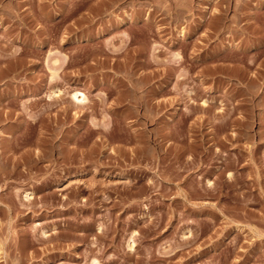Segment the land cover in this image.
Segmentation results:
<instances>
[{
	"label": "rangeland",
	"instance_id": "1",
	"mask_svg": "<svg viewBox=\"0 0 264 264\" xmlns=\"http://www.w3.org/2000/svg\"><path fill=\"white\" fill-rule=\"evenodd\" d=\"M0 247L264 264V0H0Z\"/></svg>",
	"mask_w": 264,
	"mask_h": 264
},
{
	"label": "bare ground",
	"instance_id": "2",
	"mask_svg": "<svg viewBox=\"0 0 264 264\" xmlns=\"http://www.w3.org/2000/svg\"><path fill=\"white\" fill-rule=\"evenodd\" d=\"M54 95H55V93H54ZM72 100L74 101V103L75 104H78V105H81V104H85L86 102H87V96L84 94V93H82V92H80V91H78V92H75L73 95H72ZM206 103V102H205ZM26 197V201H28V200H30L31 201V199L33 198L32 197V194H27V195H25ZM47 234H48V232L47 231H44V234L43 235H45V237L47 236ZM48 237V236H47ZM46 237V238H47ZM135 240L133 239V241H131L130 242V244L128 245V247H129V249H131V251L134 249L135 250ZM1 247H0V254H1ZM3 251V250H2ZM93 264H99L98 262H97V260H95L94 262H92Z\"/></svg>",
	"mask_w": 264,
	"mask_h": 264
}]
</instances>
